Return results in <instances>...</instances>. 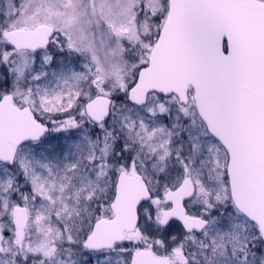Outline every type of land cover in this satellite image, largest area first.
Wrapping results in <instances>:
<instances>
[{"label": "snow or ice", "instance_id": "obj_1", "mask_svg": "<svg viewBox=\"0 0 264 264\" xmlns=\"http://www.w3.org/2000/svg\"><path fill=\"white\" fill-rule=\"evenodd\" d=\"M0 264H264V0H0Z\"/></svg>", "mask_w": 264, "mask_h": 264}]
</instances>
